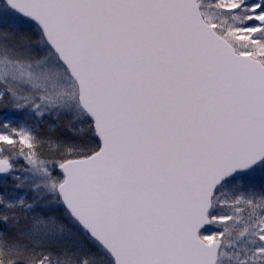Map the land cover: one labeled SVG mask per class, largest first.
I'll use <instances>...</instances> for the list:
<instances>
[{"label":"snow or ice","instance_id":"obj_1","mask_svg":"<svg viewBox=\"0 0 264 264\" xmlns=\"http://www.w3.org/2000/svg\"><path fill=\"white\" fill-rule=\"evenodd\" d=\"M0 264H264V0H0Z\"/></svg>","mask_w":264,"mask_h":264}]
</instances>
